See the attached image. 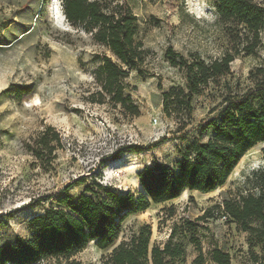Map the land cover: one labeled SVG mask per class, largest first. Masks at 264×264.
<instances>
[{
	"label": "rangeland",
	"instance_id": "1",
	"mask_svg": "<svg viewBox=\"0 0 264 264\" xmlns=\"http://www.w3.org/2000/svg\"><path fill=\"white\" fill-rule=\"evenodd\" d=\"M216 2L129 0L139 19V39L150 50L149 72L140 76L133 71L126 80L127 93L141 113L133 117L119 107L90 102L99 91L95 72L101 58H115L90 33L68 21L63 0H0V245L30 239L33 217L61 208L58 201L64 197L77 202L95 181L122 196L137 194L141 172L158 164L174 166L181 160L179 150L194 142L198 126L208 123L210 111L220 107L223 89L212 85L195 97L192 123L179 132L180 125L163 113V94L175 86L185 87L186 81L181 71L170 66L166 52L173 48L189 59L209 61L229 50L217 22ZM262 41L257 56L240 54L231 64L227 80L235 87L250 85V72L264 65V31ZM26 87L30 88L27 92ZM50 126L60 133L63 148L53 163L43 166L26 144ZM135 147L140 152H131ZM263 151L264 144H259L248 152L217 191H186L177 200L151 205L126 219L113 247L101 250L90 242L75 259L82 264H104L144 225L152 229L150 250L164 248L173 226L191 221L193 231L177 232L176 242L185 249L179 264H195L199 253L192 237L202 244L205 264H211L209 253L215 248L228 251L231 264H253L249 234L225 218L222 209L214 208L238 197L250 174L264 165ZM80 178L85 182L77 181ZM210 209L214 216L198 221ZM253 251L264 257L261 247Z\"/></svg>",
	"mask_w": 264,
	"mask_h": 264
},
{
	"label": "trees",
	"instance_id": "2",
	"mask_svg": "<svg viewBox=\"0 0 264 264\" xmlns=\"http://www.w3.org/2000/svg\"><path fill=\"white\" fill-rule=\"evenodd\" d=\"M63 3L68 21L90 33L115 58L107 55L101 58L95 72L99 91L92 94L90 102L107 103L139 117L140 109L127 93L126 80L133 71L140 76L149 72L146 67L150 50L139 39V19L129 0H63ZM215 8L229 50L209 61L200 57L189 59L173 48L166 52L170 66L181 71L186 81L185 87L175 86L163 94V113L180 125L179 132L192 123L195 97L203 95L212 85L223 89L220 107L210 111L208 123L198 126L194 142L179 150L181 160L174 166L158 164L141 172L138 177L144 191L137 194L129 192L122 196L95 181L93 187L85 188L77 202L69 196L59 199L61 208H51L30 220V239L0 245V264H82L75 257L90 242L101 250L110 249L119 241L122 225L131 215L143 213L151 205L177 200L186 191L202 194L217 191L246 154L264 144V65L250 72L248 86L235 87L227 80L237 56H257L263 47L264 0H217ZM208 132L211 135L204 141ZM62 148L60 133L51 126L26 144L27 151L43 166L53 163L56 152ZM131 152H140V147L132 148ZM214 209H222L225 218L249 234L252 262L264 264V257L253 251L256 247L264 249V165L250 174L236 199H225ZM214 209L207 210L198 221L213 217ZM194 228L191 221L175 224L164 248L155 246L150 250L152 229L144 225L130 242H122L104 264H179L185 249L183 243L176 242L177 232L179 229L191 232ZM191 242L199 253L195 264H205L200 240L192 237ZM209 255L211 264L232 262L230 253L222 248L213 249Z\"/></svg>",
	"mask_w": 264,
	"mask_h": 264
},
{
	"label": "bare ground",
	"instance_id": "3",
	"mask_svg": "<svg viewBox=\"0 0 264 264\" xmlns=\"http://www.w3.org/2000/svg\"><path fill=\"white\" fill-rule=\"evenodd\" d=\"M138 187L143 192V189H142V186H141L140 182H138Z\"/></svg>",
	"mask_w": 264,
	"mask_h": 264
},
{
	"label": "water",
	"instance_id": "4",
	"mask_svg": "<svg viewBox=\"0 0 264 264\" xmlns=\"http://www.w3.org/2000/svg\"><path fill=\"white\" fill-rule=\"evenodd\" d=\"M143 189V188H142ZM144 191V190H143Z\"/></svg>",
	"mask_w": 264,
	"mask_h": 264
}]
</instances>
